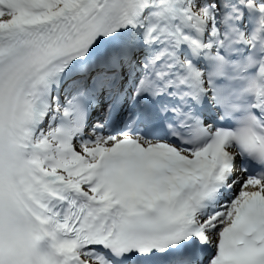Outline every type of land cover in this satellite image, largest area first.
<instances>
[{
	"label": "snow or ice",
	"instance_id": "6c2138e0",
	"mask_svg": "<svg viewBox=\"0 0 264 264\" xmlns=\"http://www.w3.org/2000/svg\"><path fill=\"white\" fill-rule=\"evenodd\" d=\"M56 264H264V0H0V236Z\"/></svg>",
	"mask_w": 264,
	"mask_h": 264
},
{
	"label": "clouds",
	"instance_id": "9594fccd",
	"mask_svg": "<svg viewBox=\"0 0 264 264\" xmlns=\"http://www.w3.org/2000/svg\"><path fill=\"white\" fill-rule=\"evenodd\" d=\"M58 255L56 241L30 233L22 224L6 226L0 236V264H56Z\"/></svg>",
	"mask_w": 264,
	"mask_h": 264
}]
</instances>
